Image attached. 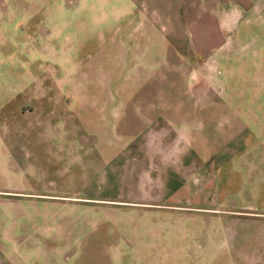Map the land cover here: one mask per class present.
Listing matches in <instances>:
<instances>
[{
    "label": "rangeland",
    "instance_id": "374dc122",
    "mask_svg": "<svg viewBox=\"0 0 264 264\" xmlns=\"http://www.w3.org/2000/svg\"><path fill=\"white\" fill-rule=\"evenodd\" d=\"M251 2L225 46L189 48L175 70L130 0H6L0 216L15 217L19 264H264V0Z\"/></svg>",
    "mask_w": 264,
    "mask_h": 264
},
{
    "label": "crops",
    "instance_id": "0c3cea01",
    "mask_svg": "<svg viewBox=\"0 0 264 264\" xmlns=\"http://www.w3.org/2000/svg\"><path fill=\"white\" fill-rule=\"evenodd\" d=\"M251 1L199 0L195 15L188 21H184L187 0H130L129 10L142 15L148 27L157 28L168 46L174 50L175 55L165 60L166 63H171L169 69L188 70L191 62L186 52L189 48L202 55L225 46L230 40L231 32L237 30V25L242 19L241 11H244L242 9L251 7L253 5ZM5 6L6 0H3L2 5L0 4L1 14L11 12ZM3 141L2 138L0 143ZM222 164L220 167H224ZM228 165L230 166V162ZM230 170L238 173L240 190L243 187L244 173L240 167L231 166ZM6 192L11 190L0 183V207L6 204ZM211 202L217 203L216 198ZM6 223L5 217L0 216V264H19L17 260L20 258V249L14 242L15 217L11 218L12 226L7 227Z\"/></svg>",
    "mask_w": 264,
    "mask_h": 264
}]
</instances>
